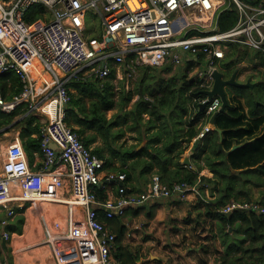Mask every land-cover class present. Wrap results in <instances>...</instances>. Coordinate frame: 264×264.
<instances>
[{"label":"built area","instance_id":"obj_1","mask_svg":"<svg viewBox=\"0 0 264 264\" xmlns=\"http://www.w3.org/2000/svg\"><path fill=\"white\" fill-rule=\"evenodd\" d=\"M232 5L237 22L219 31L217 17ZM89 17L100 20L101 31L96 37L85 32ZM231 45L264 57V0L0 1V75L13 73L22 84L20 94L10 100L0 93V110L11 113L25 103L28 112L43 120L38 170H32L18 138L0 139V211L5 212L0 224L6 226L15 209H23L24 203L58 199V192L67 186L70 202L83 207L85 215L75 220L69 230L56 224L52 248L55 264H117L112 254L116 236L106 220L154 200L176 198L189 202L199 194V187L206 185L200 177L193 184L180 181L167 185L158 175H152L139 193L121 184L101 204V219L94 191L103 162L64 120L70 101L67 84L89 80L102 83L113 64L134 74L142 66L185 67L189 80L195 81L200 91H210L213 73L231 53ZM34 61L52 82L44 85L46 90L41 94L29 75ZM191 100L196 112L201 104L205 105L206 120L221 107L217 96L209 99L202 94ZM202 131L208 133L210 128L205 124ZM125 178V174L110 173L105 179L123 182ZM234 211L264 216V205L231 201L216 210L223 216ZM2 237L9 240L10 234L4 231Z\"/></svg>","mask_w":264,"mask_h":264},{"label":"crops","instance_id":"obj_2","mask_svg":"<svg viewBox=\"0 0 264 264\" xmlns=\"http://www.w3.org/2000/svg\"><path fill=\"white\" fill-rule=\"evenodd\" d=\"M248 53L244 48H237V52L231 57L237 59L238 64L242 62V56ZM229 56L227 55L226 58ZM181 71L180 68L142 66L138 67L134 74L123 66L113 64L109 76L102 83L93 80H89L86 84L69 82L70 96L80 100L76 110H80L85 115L95 114L97 115L95 117H99L89 126H81L83 132L80 136L83 144L103 162V169L99 173L100 182L96 189L102 191L105 196L104 201L113 196L121 184L130 192L143 191L152 175H158L162 183L169 185L182 178L185 171H190L197 176L195 182L200 177L207 183L206 187H199V194L193 195L189 202H180L176 198L159 199L142 206L127 208L121 217L113 218L124 228L117 246L132 256V264H264V238L260 239L244 233L241 230L240 220L231 223L227 218L229 215L222 217L223 215L216 212L217 208L231 201H256L264 205V158L246 168L231 167L227 174L221 171L222 163L229 162L231 153L253 143L263 135L264 122L253 131L252 135L242 136L247 130L245 127L251 124L249 117L243 120L246 123L244 126L226 132L217 128L216 124L210 126V119L205 121V118L200 116L195 125L198 134L188 143L186 135L192 119L196 117V110L187 93L183 100L186 107L185 114L179 115L178 110L175 109L176 103L180 101L179 98L169 99L167 102L169 107L161 112L166 120L158 119L159 113L150 115L141 112L140 110L143 109L136 106L140 98L153 102L155 95L162 96L160 87L174 78L177 93L183 77ZM235 71L237 80L245 81V79L241 80L245 75L238 73L240 71L238 69ZM41 73L51 81L47 73L43 71ZM156 74H160L161 77L153 78ZM38 77L40 76H37V79ZM187 77L186 75V80H189ZM134 82H136L135 88L128 90ZM141 86L142 95L139 93ZM45 90L46 87L39 91L43 93ZM98 92L100 96H97ZM227 93L229 107L237 108L241 114L246 115L247 108L243 99L237 97L231 90ZM224 113L231 114L230 109L227 108ZM179 118L180 121L177 120ZM39 121L43 122L42 119ZM205 124L210 126L208 133L202 131ZM218 129L221 130L220 134ZM11 130H14V133L8 137L7 133ZM11 130L2 131L0 139L20 140L21 129ZM203 146H205L204 152L199 156L198 150ZM215 147L218 152L221 151L220 154L213 153ZM233 158L242 157L235 155ZM40 161L41 155L35 153L33 160L29 161L32 170L39 169ZM210 165L220 173L213 171ZM176 171L181 172L178 177ZM110 173L125 174V181H106L105 178ZM227 177L230 178L229 181ZM228 184L230 187L226 191L225 187ZM71 200L72 196L66 186L58 192V199L54 201L24 203V206L30 205L27 210L26 230L20 233V230L8 229L10 220L6 226L0 224L2 233L8 231L7 233L10 234V239L5 240L4 244V238L2 234L0 235V248L5 252L8 251V247L14 249L13 241H17V238H25V241L21 240V242L26 244L25 242L29 241L33 246L37 244L35 241L40 238V233L45 231L47 234V237H44L45 244L35 248L37 251L34 258L39 261L33 264L44 262L55 264L51 255L54 233L50 230L53 221L48 218L51 217L52 220L57 217L63 218L66 227H60L69 230L75 220H81L85 215L84 208L71 203ZM103 202L98 201L96 205L101 219H103L101 206ZM48 206H52V211L44 210ZM31 208L36 211L33 212ZM62 209L63 217L60 214ZM4 213L3 210L0 211V219L5 215ZM105 222L108 225V220ZM56 224L59 223H54V229ZM263 230L257 232L264 235ZM44 246H50L52 257L50 261L42 254ZM27 248L29 247L26 246L25 250ZM35 249H31L32 252ZM115 261L118 264L116 259ZM5 264H16V262L8 260ZM18 264L28 263L20 261Z\"/></svg>","mask_w":264,"mask_h":264},{"label":"trees","instance_id":"obj_3","mask_svg":"<svg viewBox=\"0 0 264 264\" xmlns=\"http://www.w3.org/2000/svg\"><path fill=\"white\" fill-rule=\"evenodd\" d=\"M38 10L41 12V8H38ZM33 12H34V8H32L31 13ZM237 19H238L237 13L235 11L234 6L232 5L230 6L229 9L221 12L217 17L218 30L226 31L232 28L236 24ZM236 52H237V48L231 45V53L228 55L232 56ZM255 54L260 56L257 53ZM236 64H237V59L236 60L234 59L233 65ZM181 81L182 84L179 85V89H178L179 92L177 91L176 93L175 91V87L177 84L174 78L169 81H166L165 84H163L160 87V90L163 93L162 96L155 95L153 98V102L145 101L143 98H140L136 106L141 107L143 109L140 110L141 112H147L150 115H158L159 113L160 115L158 119L160 118L165 119V116L163 115V113L161 114V112L164 111L165 108L169 107L167 106L168 100L169 99L174 100L176 98H179L180 101L176 103L175 109L178 110L179 115L180 113L185 114L186 107H185V101H183L185 99L184 98L185 93H187L189 95V98L191 99L192 97H196V98L201 97L202 91L198 89L197 83L195 81L186 80V76H183ZM70 82L82 84L80 82H75V81H70ZM67 87H69V83L67 84ZM229 90L235 93L237 97L243 99L244 106L247 108L246 115L241 114L237 108L235 109L230 106L228 108L230 109L231 114H225V113L219 114L215 119L214 125L216 124V126H218L217 128L224 129L226 130V132H229L233 128H239L241 126H244L246 123H244L243 120H246L247 117H249L251 119V124L248 125V127H245V129L247 130L242 134V136L252 135L253 131L257 129L258 126H260L264 122V80L260 82H256V84L251 88L248 87L226 88L225 89L226 94H228L227 91L229 92ZM21 91H22V84L17 76H15L13 73H6L0 75V93L4 99L10 100L13 96L20 94ZM139 93L141 95L143 94L142 86L139 89ZM168 94H171L172 96L169 97ZM97 96H100L99 92L97 93ZM79 102L80 100L78 98L75 99L74 97L70 96V101L67 105L64 120L70 127H72L74 131H76L80 135V133L83 132V128H81V126H89L92 122H94L95 119L97 118L99 119V117H95L97 116L95 114L85 115L83 114V112H80V110H76V108L79 107ZM200 116L204 117L203 111L202 112L197 111L196 117L192 119L189 125L190 129L187 131V135H186L187 136L186 141L188 143H190L192 138H194L198 134V129L195 127V125L199 121ZM39 120L40 119H38V117L34 113L28 112L25 103L18 106L11 113H4L0 110V133H2V131L4 130L9 131L11 129L20 128L21 132L19 134V138L22 141V145L26 151V154L30 162L33 160L35 153L40 154V142H41L40 132L43 123H41ZM177 120L180 121V118ZM173 131L175 132V130ZM214 136L216 137V132L214 133ZM85 146L87 147V145ZM204 149L205 146L201 147L198 150L199 156L203 154ZM213 153L220 154L221 151L218 152L217 147H215ZM235 155H239L242 158L234 159L233 157ZM263 158H264V133L259 139H256L253 143H250L245 147L240 148L238 151L236 150L233 153H231V155L228 158L229 162L222 163L223 168L221 169V171H224L227 174L229 173L231 167L236 169L246 168L247 166H252L255 163L263 160ZM210 168L216 173H220L219 171L215 170V168H213L211 165ZM180 173H181L180 171H176L177 177L178 175H180ZM196 178L197 176L194 173L190 171H185L183 173V177L179 178L177 182L186 181L190 184H193ZM200 179L202 183L207 186L205 179L203 178ZM229 180L230 178L227 177V181ZM229 187H230L229 184L226 185L225 190L227 191ZM94 192L96 194L97 200L99 202H103L105 196L102 194V191L99 188H97ZM210 205H212V203H210ZM227 218L228 221L231 223L233 221L240 220L242 224L241 230L244 233L250 236H255L256 238H260V239L264 238V235L262 233L257 232V230L261 231L264 229V216L253 213L247 214L241 211H234ZM107 224H108L107 226H109L108 228H110L109 230L116 236L113 245V252H112L113 257H115L118 264H132L133 262L132 256L127 251L122 250L121 248H119V246H117V243L119 242L121 236L124 233L123 226L118 225V222L115 219L108 220Z\"/></svg>","mask_w":264,"mask_h":264},{"label":"rangeland","instance_id":"obj_4","mask_svg":"<svg viewBox=\"0 0 264 264\" xmlns=\"http://www.w3.org/2000/svg\"><path fill=\"white\" fill-rule=\"evenodd\" d=\"M100 20L99 19H92L91 17L86 19V29L85 32L88 36L91 37H96L100 34ZM249 53L246 54L245 56H242V62H238V64L236 66L233 65V61L234 59H232L231 56L227 57L223 63L219 64L218 66V70L221 71L224 75L225 78L229 77L235 69H238L240 71H238V73H242L243 75H245V78H240L241 80L245 79V81H240V82H246V81H251V82H260L262 80H264V57L263 56H258L253 52L248 51ZM180 69H182V74L183 76H188V70L185 67H179ZM201 70H203L204 66L201 64L200 65ZM62 76V75H61ZM159 77H161L160 74H156L154 75L153 78L158 79ZM181 77V76H180ZM190 78L192 79L193 76L190 75ZM239 79V76H238ZM135 83H133V86H129L128 90H131L132 88H135ZM139 83V82H138ZM182 84V81L180 82V85ZM228 114V113H225ZM14 133V130H11L7 133L8 137H11L12 134ZM231 170V168H230ZM240 190V189H239ZM30 205L26 204L24 206L23 209H15V214L14 217L12 219H10V226L8 227V229L10 230H15V231H19L20 233L23 230H26V225H27V220H28V207ZM52 206H48V207H44V210H50L52 211ZM39 208V207H38ZM37 209V208H36ZM31 210L34 212L36 210H34V208H31ZM39 213V212H37ZM60 213V212H59ZM36 214V213H35ZM61 216H64L63 213V209L61 210ZM52 216V215H51ZM61 217H57L54 220L48 218V220H51V222L53 221L54 223H59V225L61 227H66V223H63V218ZM52 222V229L50 230V232L52 231L54 233V240L53 243L56 242V229H54V223ZM2 229V228H0ZM3 229H5V227H3ZM66 230V229H65ZM8 232V231H6ZM2 234V230H0V235ZM40 238L37 239L38 241L37 244L31 246V243L25 242L26 244H23L24 242H21V240L25 241V238L19 239L17 238V241H13V246L14 249H12L11 247H8V251L5 252L2 248H0V262L1 264H5L6 261L10 260V261H15L16 264H18V262H22V261H26L28 264H33L35 261H39L38 259L34 258L35 254H36V249L40 246H42L43 244H45V239L44 237H47V234L45 231H42L40 233ZM16 239V238H15ZM42 243V244H41ZM27 248V250H25V248ZM32 247V248H30ZM36 248V249H35ZM31 249H35L33 252ZM31 251V252H28ZM50 253H51V249L50 246H44L42 254L47 257V259L50 261ZM52 255V253H51ZM44 259V258H43ZM52 259V257H51ZM45 264V262L43 263Z\"/></svg>","mask_w":264,"mask_h":264},{"label":"water","instance_id":"obj_5","mask_svg":"<svg viewBox=\"0 0 264 264\" xmlns=\"http://www.w3.org/2000/svg\"><path fill=\"white\" fill-rule=\"evenodd\" d=\"M2 1V0H0ZM213 77H214V84L212 87V90L210 91H202L201 94L206 95L209 99H211L214 96H217L220 98L221 100V107L220 109L215 112L210 120H209V124L210 126H214L215 123V119L219 114H222L225 112V110L229 107V102L227 99V94L225 89L226 88H230V87H234V88H251L253 87L256 83L255 82H251V81H246V82H240L237 80V73L236 71L233 72L229 78H225L223 73L220 72L219 70L214 71L213 73ZM204 104L200 105V111H203L204 109ZM218 133H221V130L218 129ZM50 146L55 149L56 146L51 143ZM219 148H221V145H219ZM5 240L3 239V244H4Z\"/></svg>","mask_w":264,"mask_h":264},{"label":"bare ground","instance_id":"obj_6","mask_svg":"<svg viewBox=\"0 0 264 264\" xmlns=\"http://www.w3.org/2000/svg\"><path fill=\"white\" fill-rule=\"evenodd\" d=\"M41 72H42V69H41L39 63L37 61H34L32 63V65H30V67H29V75H30L31 80L34 83V88L37 91V93H41L39 90L45 89V87H44L45 84L50 85V83H51L49 78L45 77ZM56 72L59 76L62 75L59 71L56 70ZM37 76H40V77H38L39 79H37ZM34 79H36V82H34Z\"/></svg>","mask_w":264,"mask_h":264},{"label":"clouds","instance_id":"obj_7","mask_svg":"<svg viewBox=\"0 0 264 264\" xmlns=\"http://www.w3.org/2000/svg\"><path fill=\"white\" fill-rule=\"evenodd\" d=\"M199 111H200V109H199ZM200 112H202V111H200ZM205 121H206V119H205Z\"/></svg>","mask_w":264,"mask_h":264}]
</instances>
